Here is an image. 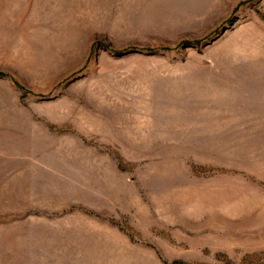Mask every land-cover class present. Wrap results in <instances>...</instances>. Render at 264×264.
I'll list each match as a JSON object with an SVG mask.
<instances>
[{"label": "rangeland", "instance_id": "rangeland-1", "mask_svg": "<svg viewBox=\"0 0 264 264\" xmlns=\"http://www.w3.org/2000/svg\"><path fill=\"white\" fill-rule=\"evenodd\" d=\"M0 264H264V0H0Z\"/></svg>", "mask_w": 264, "mask_h": 264}]
</instances>
